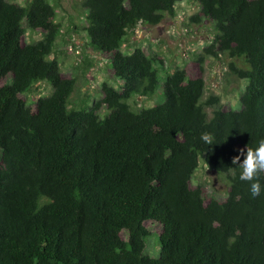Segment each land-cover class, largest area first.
I'll use <instances>...</instances> for the list:
<instances>
[{"label": "trees", "instance_id": "1", "mask_svg": "<svg viewBox=\"0 0 264 264\" xmlns=\"http://www.w3.org/2000/svg\"><path fill=\"white\" fill-rule=\"evenodd\" d=\"M178 1L82 0L81 30L119 87L103 83L90 107L68 109L75 79L49 59L61 29L54 6L0 0V264H264V191L252 198L232 164L264 138V0H191L199 14L189 21L215 31L203 54L248 66L228 64L246 82L238 110L202 103V78L180 67L166 75L162 102L134 109L166 70L119 44L138 24L173 16ZM26 31L42 37L26 44ZM39 82L52 92L27 104ZM199 159L227 180L223 200L190 186ZM146 221L161 226L157 258L144 254Z\"/></svg>", "mask_w": 264, "mask_h": 264}, {"label": "rangeland", "instance_id": "2", "mask_svg": "<svg viewBox=\"0 0 264 264\" xmlns=\"http://www.w3.org/2000/svg\"><path fill=\"white\" fill-rule=\"evenodd\" d=\"M25 5L29 0H9ZM54 6V20L60 25V36L57 38L53 54L49 59H55L62 76L75 79V87L68 101V109H78L91 106L101 97L100 88L103 83L118 88L119 85L112 76L110 62L107 58L93 51L81 30L85 25V13L80 7L82 0H48ZM174 15L165 18L155 26L138 24L123 38L119 50L128 54L135 47L142 48L147 55L159 57L166 72L159 75L158 87L150 98L137 97L130 104L134 109L151 107L163 101V85L166 75L173 67L185 69L190 78L201 77L204 90L201 102H207L216 97L218 104L224 109H239V97L246 82L238 79L228 70V64L234 63L239 69L248 68L243 58L231 59L226 54L218 57L206 56L203 49L212 41L215 35L210 21L203 19L195 24L189 18L199 14V6L191 0H179L174 5ZM39 32L26 31L24 43L40 40ZM10 82V77L4 80ZM52 87L46 82H39L22 95L27 104H33L38 98L47 97ZM207 117L211 116L212 107L204 108ZM106 113L100 111V116ZM190 186L201 187L205 200H223L228 191L227 180L216 171L206 166L202 159L191 178ZM148 235L145 239V255L157 258L160 252L159 231L161 226L152 221L143 223ZM154 229V230H153ZM159 233V234H156Z\"/></svg>", "mask_w": 264, "mask_h": 264}, {"label": "clouds", "instance_id": "3", "mask_svg": "<svg viewBox=\"0 0 264 264\" xmlns=\"http://www.w3.org/2000/svg\"><path fill=\"white\" fill-rule=\"evenodd\" d=\"M200 138L204 142H211L212 135L203 132ZM237 151L239 154L232 158V164L239 170V180L249 183L250 195L255 198L264 191V184L260 179V173L264 172V138L259 139L253 147L246 145L244 149Z\"/></svg>", "mask_w": 264, "mask_h": 264}]
</instances>
